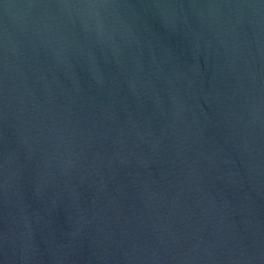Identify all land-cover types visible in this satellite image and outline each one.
<instances>
[{
  "label": "water",
  "instance_id": "95a60500",
  "mask_svg": "<svg viewBox=\"0 0 264 264\" xmlns=\"http://www.w3.org/2000/svg\"><path fill=\"white\" fill-rule=\"evenodd\" d=\"M0 264H264V0H0Z\"/></svg>",
  "mask_w": 264,
  "mask_h": 264
}]
</instances>
